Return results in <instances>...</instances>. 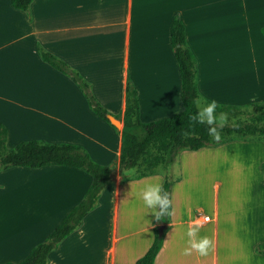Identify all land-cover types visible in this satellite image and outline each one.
I'll use <instances>...</instances> for the list:
<instances>
[{"label": "crops", "instance_id": "obj_1", "mask_svg": "<svg viewBox=\"0 0 264 264\" xmlns=\"http://www.w3.org/2000/svg\"><path fill=\"white\" fill-rule=\"evenodd\" d=\"M174 16L182 21L196 59L199 95L220 105L264 101L259 30L264 0H33L27 11L0 0V123L6 140L77 144L95 162L116 170L97 206L49 254L48 264H134L150 246L155 225L140 193L149 183L161 184L162 175L121 181V128L93 113L75 84L40 59L37 46L74 68L120 124L130 80L137 90L139 119L150 122L181 109L180 76L170 47ZM245 42L252 65L248 78ZM233 148L253 154L248 166L252 179L241 176L244 170L232 171L211 216L195 217L199 205L190 193L196 170L191 162ZM178 161L180 177L170 192L172 215L152 264H264V252L256 250L264 244V141L245 137L181 150ZM23 168L28 167L18 169L26 174L14 182L0 181V264L22 260L43 241L91 181L69 166ZM209 186L218 189L212 180ZM197 219L203 224L198 237L212 241L206 256L184 254L190 247L188 227Z\"/></svg>", "mask_w": 264, "mask_h": 264}, {"label": "trees", "instance_id": "obj_2", "mask_svg": "<svg viewBox=\"0 0 264 264\" xmlns=\"http://www.w3.org/2000/svg\"><path fill=\"white\" fill-rule=\"evenodd\" d=\"M13 8L27 11L33 0H9ZM264 37V26L260 27ZM170 47L176 60L180 76L181 109L172 115L142 122L139 119L137 90L128 80L126 98L121 124V147L119 159V175L121 181L139 179L157 173L161 166L164 172L161 184L165 191L170 192L173 179L166 169L177 159L181 150H197L205 146H216L245 137L263 140L264 135V101L252 102L246 105H221L216 112L227 114L234 112L238 116L249 114L242 120L237 118L231 125L221 130V139L214 141L207 133L206 125L197 124L190 129L188 116L195 113L196 108L191 103L197 95V65L196 59L185 40L184 25L178 16H174L170 26ZM40 59L68 77L83 95L89 109L109 123L110 114L94 97L90 84L70 65L59 57L37 46ZM110 124V123H109ZM190 131L185 136L184 132ZM7 130L0 123V170L9 167L36 168L47 165H61L77 168L91 178L82 199L72 207L61 221L47 234L43 241L33 246L26 256L18 262L6 261L2 264H48L49 254L70 233L78 229L84 216L98 204L104 190L113 183L114 168L95 162L85 148L77 144L65 142H48L41 139L22 140L11 148L6 146ZM135 169L134 173L130 170ZM170 211V208H169ZM169 224V216L155 218L153 240L146 252L135 260L134 264H152L159 251L162 239ZM159 226L162 234L158 235ZM256 250L264 252V244Z\"/></svg>", "mask_w": 264, "mask_h": 264}, {"label": "rangeland", "instance_id": "obj_3", "mask_svg": "<svg viewBox=\"0 0 264 264\" xmlns=\"http://www.w3.org/2000/svg\"><path fill=\"white\" fill-rule=\"evenodd\" d=\"M244 48H245V52H247L245 61H246V72H247V78H248V76H250V73L252 72V65H250V56L248 54L249 49H248L247 42H245ZM219 113L220 112H216L217 115H219ZM233 113L234 112L227 114L228 115L227 124L229 125L234 123L237 118H242V120H244V118L247 117V115H249L245 113L243 115L238 116L237 114H233ZM262 138L264 140V135H262ZM14 143L16 142L6 140V146L8 148H11L14 145ZM253 159H254V156L251 153V151H246L240 148L239 149L233 148L232 150L226 151L224 153L215 152L211 156L210 155L196 156L193 162H191V167L196 166V170H195V176L193 178L194 179L193 188L190 193H191V198L193 202L196 200L199 206L195 208L193 215L195 217L200 216V215H208L209 217L211 216V209L213 207L214 200L216 198L219 199V201L222 200L224 183H226L227 175H230L232 171L238 170L239 172L240 170H244L243 172H241V176H244V179L246 181L251 180L252 178L250 177V175H253V174H251V169H249L248 166L250 165L252 166ZM204 162H208V164L203 165L202 163ZM197 166H202L204 168L203 169L204 172L202 173L201 168H198ZM205 167L208 169V174H205L206 173ZM18 168L19 167L17 168L10 167L11 171L6 172V173L0 170V181L14 182V178L20 175L21 172L26 174L27 171L20 172ZM169 168L170 169H166V170L169 171L170 176L174 180L179 179L180 177L179 161L176 159L169 166ZM23 169L27 170L28 168L27 169L23 168ZM157 172L163 174L164 169L161 166H158ZM192 176L193 174H191V177ZM210 180L213 181V185L215 184L218 185L217 190H215V186L214 188L213 187L211 188L209 186ZM263 182H264V168H263ZM12 188H13V185L8 186V189L11 190V193H14V190ZM212 189H213V192H212Z\"/></svg>", "mask_w": 264, "mask_h": 264}, {"label": "clouds", "instance_id": "obj_4", "mask_svg": "<svg viewBox=\"0 0 264 264\" xmlns=\"http://www.w3.org/2000/svg\"><path fill=\"white\" fill-rule=\"evenodd\" d=\"M191 103L195 106L196 112L190 113L188 116L190 122L189 128L192 129L197 124L206 125L208 135L214 141L218 142L221 139V130L227 124V113L220 112L217 115L216 110L221 105L215 99L208 101L203 95H197L192 99ZM184 135H190V131H185ZM130 172L134 173L135 169L130 170ZM140 195L145 205L151 209L157 221L165 215H172V212L169 211L171 206L169 193L164 190L162 184L149 183L145 185ZM202 226V221L199 219L192 221L189 225L187 236L189 237L188 243L190 247L184 249L185 255H190L192 251L197 252L200 256H206L208 254L209 249L212 247V241L207 236L198 237L199 229Z\"/></svg>", "mask_w": 264, "mask_h": 264}, {"label": "water", "instance_id": "obj_5", "mask_svg": "<svg viewBox=\"0 0 264 264\" xmlns=\"http://www.w3.org/2000/svg\"><path fill=\"white\" fill-rule=\"evenodd\" d=\"M106 117H107L109 123H110L112 126H114V127H116V128H121V124H120V122H119V121L117 120V118H115L113 115L108 114ZM162 229H163L162 226H159V230H158V235H159V236L162 234Z\"/></svg>", "mask_w": 264, "mask_h": 264}, {"label": "built area", "instance_id": "obj_6", "mask_svg": "<svg viewBox=\"0 0 264 264\" xmlns=\"http://www.w3.org/2000/svg\"><path fill=\"white\" fill-rule=\"evenodd\" d=\"M202 220H205L206 221V220H208V217L207 216H203L202 217Z\"/></svg>", "mask_w": 264, "mask_h": 264}]
</instances>
